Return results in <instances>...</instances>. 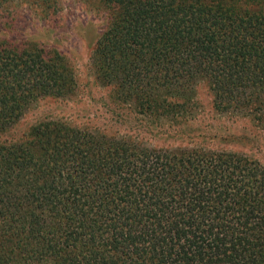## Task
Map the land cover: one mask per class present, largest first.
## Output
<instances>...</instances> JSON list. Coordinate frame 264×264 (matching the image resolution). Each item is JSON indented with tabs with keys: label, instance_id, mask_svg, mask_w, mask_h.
<instances>
[{
	"label": "trees",
	"instance_id": "16d2710c",
	"mask_svg": "<svg viewBox=\"0 0 264 264\" xmlns=\"http://www.w3.org/2000/svg\"><path fill=\"white\" fill-rule=\"evenodd\" d=\"M97 1L91 67L130 135L49 114L13 133L77 79L55 46L0 36V264H264L260 163L144 138L191 124L199 81L217 113L264 116V0ZM59 2L0 0V16Z\"/></svg>",
	"mask_w": 264,
	"mask_h": 264
},
{
	"label": "rangeland",
	"instance_id": "374dc122",
	"mask_svg": "<svg viewBox=\"0 0 264 264\" xmlns=\"http://www.w3.org/2000/svg\"><path fill=\"white\" fill-rule=\"evenodd\" d=\"M106 13L97 0H60L57 12L50 17L19 11L14 14L12 25H8L0 16V36L6 35L17 42L26 38L55 46L68 58L77 79V89L71 97L40 99L21 118L13 133L20 135L44 114L66 118L73 125L100 128L109 134L132 133L128 125L132 123L116 120L109 111L108 88L95 78L91 67L90 56L100 31L107 24ZM195 91V118L191 124L176 123L181 133L174 135L173 128L168 130V137L166 134L155 136V132L144 134L148 145H201L245 155L264 168V116L257 119L252 114L217 113L207 83L199 81Z\"/></svg>",
	"mask_w": 264,
	"mask_h": 264
}]
</instances>
